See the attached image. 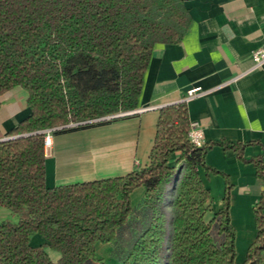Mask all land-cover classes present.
Listing matches in <instances>:
<instances>
[{
    "label": "trees",
    "instance_id": "obj_1",
    "mask_svg": "<svg viewBox=\"0 0 264 264\" xmlns=\"http://www.w3.org/2000/svg\"><path fill=\"white\" fill-rule=\"evenodd\" d=\"M188 24L182 0H0V99L21 86L30 108L8 133L26 135L0 140V206L17 215L15 222L0 220V264H105L96 259L95 244L114 240L131 213L130 193L139 185L146 188L149 217L119 264H235L231 185L224 176L222 207L206 219L210 195L197 167L219 173L206 164L205 153L222 145L252 162L264 185V162L261 156L244 159L243 143L193 146L185 102L159 108L145 166L121 176L45 184L41 131L69 118L81 121L135 108L153 46L179 41ZM176 152L179 157L170 165ZM175 185L177 194L170 200ZM169 202L172 231L166 251L163 209ZM253 213L256 237L241 264H264V189ZM35 233L44 244H31ZM46 248L58 257L52 259Z\"/></svg>",
    "mask_w": 264,
    "mask_h": 264
},
{
    "label": "crops",
    "instance_id": "obj_2",
    "mask_svg": "<svg viewBox=\"0 0 264 264\" xmlns=\"http://www.w3.org/2000/svg\"><path fill=\"white\" fill-rule=\"evenodd\" d=\"M189 24L177 42L156 43L142 75L133 109L141 111L72 130L54 132L45 149V184L48 187L125 175L149 161L159 108L178 103L186 89L200 86L207 92L185 102L189 121L203 128L205 142L246 144L242 157L261 156L264 162V72L251 69L252 51L264 45V0H182ZM30 114L27 92L21 86L0 99V140ZM178 153L169 156L173 165ZM208 166L219 171L198 174L209 191V219L223 204L225 178L230 187V221L235 231V264L245 259L255 240L253 207L264 185L252 162L242 161L232 148L213 145L205 153ZM177 184V183H176ZM176 185L170 188L174 200ZM146 188L130 193L131 213L114 240L97 242L96 259L119 264L149 215ZM172 207V206H171ZM15 222L17 215L0 206V220ZM32 245L44 238L35 233ZM52 259L58 252L46 248Z\"/></svg>",
    "mask_w": 264,
    "mask_h": 264
},
{
    "label": "built area",
    "instance_id": "obj_3",
    "mask_svg": "<svg viewBox=\"0 0 264 264\" xmlns=\"http://www.w3.org/2000/svg\"><path fill=\"white\" fill-rule=\"evenodd\" d=\"M263 39H264V34H263ZM251 59L253 61L251 69H263V72H264V45L259 46L252 51ZM206 92L207 91L202 89L200 86L190 87V88L186 89L185 94L182 97L180 102H186L187 100L192 99L195 96L202 95ZM144 109L145 108L131 109V110H128L125 112L113 113V114L105 115V116H102L99 118L82 120V121H78V122L70 123V124H66V125H59L56 127L45 128L41 131L43 133L44 147L46 149L51 145L52 134L54 133L55 130H58L61 128H67V127H76L79 125H85V124H89V123H96V122L104 121V120H109L111 118L125 116V115L134 113L136 111H141ZM187 139L195 147H200L206 143L203 128L201 127L199 122H197V121H190L189 122V128L187 131Z\"/></svg>",
    "mask_w": 264,
    "mask_h": 264
},
{
    "label": "rangeland",
    "instance_id": "obj_4",
    "mask_svg": "<svg viewBox=\"0 0 264 264\" xmlns=\"http://www.w3.org/2000/svg\"><path fill=\"white\" fill-rule=\"evenodd\" d=\"M157 13H159V12H157ZM119 112H125V111H119ZM116 113H118V112H116ZM105 116V115H104ZM99 117H102V116H98V117H91V118H88V119H84V120H89V119H94V118H99ZM79 120H73V119H71V118H69L63 125H66V124H70V123H75V122H78ZM82 121V120H81ZM57 126H59V125H57ZM54 127H56V126H54ZM50 128V127H49ZM176 153H178V152H176ZM178 157H179V153H178ZM178 167V172L180 171L181 172V168L179 167V165L177 166ZM164 207H166V208H164L163 209V211H165V215H163V219H164V228H165V231L169 234H171V228H172V226H171V222H170V215H171V213H172V207H171V205H170V202H169V205H166V206H164ZM206 219H208L207 218V216L205 217ZM167 235V236H165V238H164V245H165V250L166 251H168L169 250V247H170V243H171V235Z\"/></svg>",
    "mask_w": 264,
    "mask_h": 264
},
{
    "label": "water",
    "instance_id": "obj_5",
    "mask_svg": "<svg viewBox=\"0 0 264 264\" xmlns=\"http://www.w3.org/2000/svg\"><path fill=\"white\" fill-rule=\"evenodd\" d=\"M27 134H28V133H27ZM23 135H26V134H18V135H14V136H9V137H7V138H5V139H8V138H14V137L23 136ZM5 139H3V140H5Z\"/></svg>",
    "mask_w": 264,
    "mask_h": 264
}]
</instances>
